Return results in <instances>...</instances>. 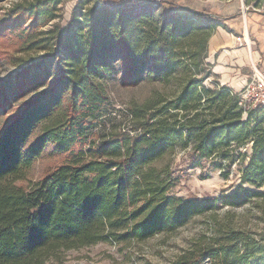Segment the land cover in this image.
<instances>
[{
	"label": "trees",
	"instance_id": "trees-1",
	"mask_svg": "<svg viewBox=\"0 0 264 264\" xmlns=\"http://www.w3.org/2000/svg\"><path fill=\"white\" fill-rule=\"evenodd\" d=\"M59 5L15 4L0 22V41L14 36L18 52L38 54L6 83L11 96L32 97L0 132V264H62L67 252L172 234L224 207L250 206L264 222V111L245 110L212 75L214 16L166 0H78L61 28L50 24ZM111 81L174 91L154 87L128 107L127 129L103 133ZM248 145L249 155L239 151ZM48 147L61 161L29 180ZM176 149L191 168L211 160L224 179L242 162L239 185L210 200L169 195L173 180L158 164ZM169 264H264V229L224 227Z\"/></svg>",
	"mask_w": 264,
	"mask_h": 264
},
{
	"label": "rangeland",
	"instance_id": "rangeland-1",
	"mask_svg": "<svg viewBox=\"0 0 264 264\" xmlns=\"http://www.w3.org/2000/svg\"><path fill=\"white\" fill-rule=\"evenodd\" d=\"M34 1L36 0H0V22L3 21L6 12L15 4ZM166 1L178 3L180 0ZM239 1L242 4V9H245L243 0ZM259 1L260 11H264V0ZM77 2L78 0H60L58 6L60 16L50 24L55 23L58 27H64ZM50 24L44 28H48ZM18 48L19 43L14 36L0 41V132L17 115L21 103L32 97V94L23 97L17 94L13 97L9 86L6 85L13 80L21 68L26 66L25 63H30L38 58V54L18 52ZM254 64L264 75V69L260 63L255 62ZM248 67L252 77L253 68L249 59ZM212 83L213 79L211 78L205 82V85L212 87ZM154 87L159 88L166 96L171 95L174 91V83L167 86L142 83L138 87L131 88L123 87L115 81L109 82L106 87L108 105L104 109V117L101 118L103 124L98 129L103 128V133H109L110 130L127 129L129 127L128 107L132 102L140 103L149 98ZM51 150L52 148L48 147L35 162L28 175L29 180L41 178L61 161V158L54 155ZM239 151L246 153L247 148L243 147ZM158 166H167L170 179L173 180L169 195L183 200L194 198L210 200L233 193L240 183L243 163L234 162L228 178L224 179L220 175L221 171L214 167L211 160L201 162L197 168H191L188 151L176 149L174 155L166 158ZM224 227L260 231L264 229V222L258 221L255 210L250 206L239 209L224 207L214 213L207 212L194 217L187 225L172 234H157L144 242L133 241L120 245L99 243L67 252L62 264H169L184 253L206 245Z\"/></svg>",
	"mask_w": 264,
	"mask_h": 264
},
{
	"label": "crops",
	"instance_id": "crops-1",
	"mask_svg": "<svg viewBox=\"0 0 264 264\" xmlns=\"http://www.w3.org/2000/svg\"><path fill=\"white\" fill-rule=\"evenodd\" d=\"M176 4L214 16L218 26L208 39L206 62L220 86L240 93L251 78L248 59L264 69V11L244 5L242 9L239 0H180ZM246 148L249 155L250 145Z\"/></svg>",
	"mask_w": 264,
	"mask_h": 264
},
{
	"label": "built area",
	"instance_id": "built-area-1",
	"mask_svg": "<svg viewBox=\"0 0 264 264\" xmlns=\"http://www.w3.org/2000/svg\"><path fill=\"white\" fill-rule=\"evenodd\" d=\"M133 2L135 0H124ZM253 68V75L248 84L239 93L241 106L247 109L260 108L264 111V75L259 72L255 64L250 61Z\"/></svg>",
	"mask_w": 264,
	"mask_h": 264
}]
</instances>
